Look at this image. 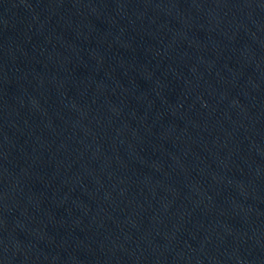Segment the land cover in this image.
<instances>
[{"label":"water","instance_id":"water-1","mask_svg":"<svg viewBox=\"0 0 264 264\" xmlns=\"http://www.w3.org/2000/svg\"><path fill=\"white\" fill-rule=\"evenodd\" d=\"M129 0H0V114L43 81Z\"/></svg>","mask_w":264,"mask_h":264}]
</instances>
